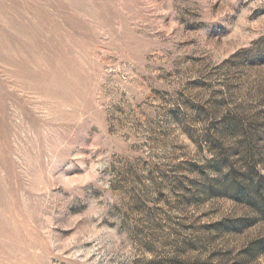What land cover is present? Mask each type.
I'll list each match as a JSON object with an SVG mask.
<instances>
[{"label":"rangeland","instance_id":"374dc122","mask_svg":"<svg viewBox=\"0 0 264 264\" xmlns=\"http://www.w3.org/2000/svg\"><path fill=\"white\" fill-rule=\"evenodd\" d=\"M0 264H264V0H0Z\"/></svg>","mask_w":264,"mask_h":264}]
</instances>
